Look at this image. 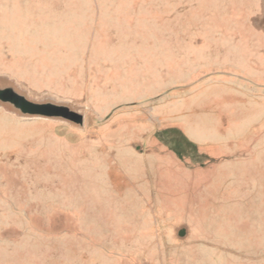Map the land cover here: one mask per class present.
<instances>
[{"label":"rangeland","instance_id":"rangeland-1","mask_svg":"<svg viewBox=\"0 0 264 264\" xmlns=\"http://www.w3.org/2000/svg\"><path fill=\"white\" fill-rule=\"evenodd\" d=\"M236 1L0 0V264H264Z\"/></svg>","mask_w":264,"mask_h":264},{"label":"crops","instance_id":"crops-1","mask_svg":"<svg viewBox=\"0 0 264 264\" xmlns=\"http://www.w3.org/2000/svg\"><path fill=\"white\" fill-rule=\"evenodd\" d=\"M235 8L241 11V17L247 20L252 32L264 39V0H237Z\"/></svg>","mask_w":264,"mask_h":264}]
</instances>
